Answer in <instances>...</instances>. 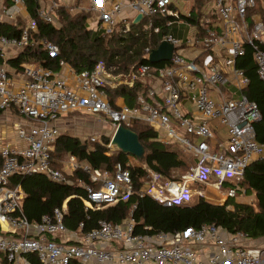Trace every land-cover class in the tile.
<instances>
[{"label":"built area","instance_id":"2783aa9c","mask_svg":"<svg viewBox=\"0 0 264 264\" xmlns=\"http://www.w3.org/2000/svg\"><path fill=\"white\" fill-rule=\"evenodd\" d=\"M62 6L77 10L66 0H39L37 17L56 24ZM81 8L92 13L89 25L104 34L115 29L127 33L132 24H141L149 34L160 33L161 25L150 18L156 16L169 28L191 27L193 35L180 38L171 30L165 32L160 42L173 45L172 57L160 65L134 64L126 72L104 61L91 70L75 71L63 59L59 68L69 67L70 78L35 62L23 61L13 69L7 60L26 47H41L51 58L59 49L36 36L37 23L25 0H0V23L25 20L19 35L0 33V110L16 115L12 129L17 139L11 142L0 135V264H264V236L251 238L214 223L142 234L134 232L129 214L120 223L101 219L86 230L81 222L79 234L60 240L57 235L68 231L65 201L38 221L24 216L25 192L12 178L38 173L68 183L78 168L90 179L77 182L86 194L85 209H100L136 193L165 206L196 197L231 210L234 200L247 193L240 185L247 166L264 156L254 128L260 112L245 92L249 77L237 65L249 49L264 82V0H203L199 6L194 0H90ZM137 14L142 17L133 23ZM151 50L145 48L147 59ZM136 81L147 86L138 104L118 105L116 97L113 107L106 89L132 87ZM76 111L103 116L113 131L142 120L157 132L160 142L178 144L194 163L180 169L178 177H167L130 154L112 172L80 162L75 155L55 168L51 151L60 134L57 121ZM107 146L112 148L110 141ZM131 168L142 174L138 188Z\"/></svg>","mask_w":264,"mask_h":264},{"label":"trees","instance_id":"16d2710c","mask_svg":"<svg viewBox=\"0 0 264 264\" xmlns=\"http://www.w3.org/2000/svg\"><path fill=\"white\" fill-rule=\"evenodd\" d=\"M30 17L35 18L39 38L54 42L59 54L51 58L41 47H26L16 57L7 60L12 67H19L23 61L35 62L42 66L59 69V60L63 59L75 71L91 70L98 61L117 65V71L126 72L132 65L150 63L146 58L145 48H156L162 35L170 28L163 26L162 18L151 16L155 25H161L160 33H146L141 30V24H132L127 33L115 29L104 34L102 30L89 25L92 13L88 10H70L62 6L57 11V23H47L37 17L39 0H25ZM199 6L203 0H194ZM193 19H189L191 21ZM25 20L18 18L16 23L3 21L0 23V33L19 35L20 26ZM160 65L159 63H150ZM237 65L244 69L249 77L246 95L257 103L260 119L255 122L256 140L264 145V82L259 79L250 50L237 59ZM147 86L136 81L132 87L119 86L106 89L110 104L116 107L114 99L124 98L129 106L138 104L139 95H145ZM2 111L0 110V113ZM77 112V111H76ZM139 138L145 150V161L157 171L171 177L174 171L194 163V158L178 144H164L157 139V132L142 120H135L129 125ZM111 136L102 135L98 141H81L65 132L57 137L51 151L52 166L60 169L64 158L75 155L78 161L92 167L113 171L117 162L126 163L128 155L119 149L111 150L107 144ZM135 187H139L140 170L131 168ZM69 183H59L50 180L44 174L17 175L13 182L19 183L25 192L22 212L29 221H38L43 214H50L53 209L61 207L67 200V212L64 214V224L68 228H76L83 223V230L96 227L98 221L105 219L112 223H120L131 214L134 221V232L152 234L182 230L187 226L199 227L202 224L214 223L228 231H242L251 238L264 236V156L253 160L246 168L240 185L246 192L255 196L254 203L238 202L229 210L225 205H213L204 200L193 199L182 204L165 206L150 196H139L134 193L128 200L118 201L100 209H85L82 198L86 196L82 188L76 184L78 179L89 182L88 173L78 168L68 176ZM97 186V184H94Z\"/></svg>","mask_w":264,"mask_h":264},{"label":"rangeland","instance_id":"374dc122","mask_svg":"<svg viewBox=\"0 0 264 264\" xmlns=\"http://www.w3.org/2000/svg\"><path fill=\"white\" fill-rule=\"evenodd\" d=\"M80 1H81V4L84 5V7H86L85 1L84 0H80ZM81 4H78V5H81ZM81 9H83V8H81ZM170 30L172 33H174L176 36H178L180 38L190 37L193 35V29L187 25H182V26L174 25L173 27L170 28ZM68 117L73 119L72 122H74L72 124V126L70 125V127H69V129H70L69 133L71 135L77 137L80 141L84 140L85 137H87V134H88L87 132H89V129L91 131H93L96 136L100 135L99 139H101L102 135L111 136L113 133V127L108 122H106L102 119V118H104L103 116L101 118L100 115H98V114L89 115V114H85L82 112H74V113L70 114ZM15 119H16V115H11V117H10V115L6 112L0 113V135L3 136V138L6 140H10L9 138L14 135V130L12 128H13V120H15ZM95 130H98V132H96ZM83 137H84V139H83ZM115 149H117V148L112 147L111 150H115ZM189 155H190V153H188V154L185 153V157H189ZM65 160H66V157L62 161L61 167L64 166ZM189 166H186V167H183L180 169L184 170V169L188 168ZM179 170L174 171V173L172 174L171 177H178V171ZM195 199H196V197H194V200ZM254 201H255L254 194L251 192H247L245 195L240 194L237 197V199L234 200L233 203L235 204L238 202H242V203L252 204V203H254ZM233 208H234V206H232V209Z\"/></svg>","mask_w":264,"mask_h":264},{"label":"water","instance_id":"95a60500","mask_svg":"<svg viewBox=\"0 0 264 264\" xmlns=\"http://www.w3.org/2000/svg\"><path fill=\"white\" fill-rule=\"evenodd\" d=\"M142 17V14H137L133 23H137ZM173 54V45L161 41L159 45L152 49L148 56V61L150 63H159L163 61H168ZM110 144L112 147H116L125 154L133 155L139 159H144L145 150L143 145L140 143L138 135L128 127L119 125L113 131ZM84 147V145H82Z\"/></svg>","mask_w":264,"mask_h":264},{"label":"crops","instance_id":"0c3cea01","mask_svg":"<svg viewBox=\"0 0 264 264\" xmlns=\"http://www.w3.org/2000/svg\"><path fill=\"white\" fill-rule=\"evenodd\" d=\"M85 1V5H86V7H88L89 5H90V0H84ZM66 3L67 4H69L70 6H72V7H77V8H79V7H84V5H82L81 4V1L80 0H66ZM78 4H81V5H78ZM78 5V6H77ZM94 24H95V21L93 20V22H91V25L92 26H94ZM13 58V57H12ZM9 65V64H8ZM9 67L10 68H13V69H16V67H12V66H10L9 65ZM69 68V67H68ZM68 68H66V67H63V68H59L58 69V73L60 74V75H62V76H65V77H67V78H70V76H71V72L69 71V69ZM13 69L11 70V71H13ZM115 103L116 104H118V105H120V104H126V102H125V100H124V98H122V97H117L116 99H115ZM72 113H74V112H69V113H67V114H65V115H63V116H61L60 118H59V120L57 121V124H58V126H59V129H60V133H63V132H65V133H67V134H69V135H71L70 133H69V127H70V125L72 126V124L74 123V122H72V120L73 119H71L70 117H68L70 114H72ZM85 114H87V113H85ZM89 115H91V114H89ZM100 117L102 118V116L100 115ZM103 119V118H102ZM104 120V119H103ZM63 128V129H62ZM96 132H98V130H95ZM88 134H87V137H85V139H84V137H83V139L84 140H82L81 141V144L82 145H84V141L86 142V141H89L88 139H89V137L90 136H95L96 137V140H98L99 139V136H96L95 135V133L93 132V131H91L90 129H89V132H87ZM73 136V135H72ZM75 137V136H74ZM10 141L11 142H15V141H17V139L16 138H14V136H11L10 138ZM17 144H19V141L17 142ZM85 146V145H84ZM68 159V157L66 158V160ZM66 160H65V163H66ZM63 167V166H62ZM70 176V175H69ZM168 177V176H167ZM77 182H78V180H77ZM77 182H76V184H77ZM69 183V182H68ZM78 185V184H77ZM80 186V185H79ZM81 187V186H80ZM70 197H68V198H66L64 201L66 202V204H67V200L69 199ZM67 229H68V231L67 232H65V233H61V234H59V235H57V238L58 239H60V240H70V237L72 236V234L74 233V232H76V233H80L79 232V229H78V226L76 227V228H68L67 227Z\"/></svg>","mask_w":264,"mask_h":264}]
</instances>
